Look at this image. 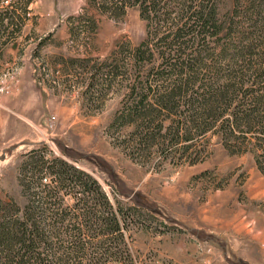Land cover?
I'll return each mask as SVG.
<instances>
[{"label": "rangeland", "instance_id": "rangeland-1", "mask_svg": "<svg viewBox=\"0 0 264 264\" xmlns=\"http://www.w3.org/2000/svg\"><path fill=\"white\" fill-rule=\"evenodd\" d=\"M235 6L218 0L217 15ZM116 13L89 0H33L21 32L0 50V202L26 203L20 165L36 149L81 167L112 202L142 213L127 232L131 264H264V151L239 129L229 141L209 131L184 150L188 142L170 146L165 128L138 152V133L118 116L138 99L126 76L147 75L149 64L129 54L147 26L137 5ZM242 43L264 53V39ZM215 60L211 70L225 72ZM115 63L123 74L88 90L91 73Z\"/></svg>", "mask_w": 264, "mask_h": 264}, {"label": "trees", "instance_id": "trees-1", "mask_svg": "<svg viewBox=\"0 0 264 264\" xmlns=\"http://www.w3.org/2000/svg\"><path fill=\"white\" fill-rule=\"evenodd\" d=\"M32 1L0 0V50L21 32ZM89 1L102 12L119 11L116 16L137 5L146 21L145 39L129 54L149 64L147 75L126 76L129 97L138 99L118 116L121 125L138 133V152L144 150V139L157 140L151 131L164 139L160 131L165 128L172 130L170 146L188 142L184 150L209 131L229 141L239 129L264 151V53L242 43L264 39V0H236L232 15L224 19L217 15L218 0ZM153 46L162 49L155 52ZM214 57L225 72L211 70L214 65L207 60ZM118 68L110 65L100 77L91 73L86 87L90 90L95 81L110 86L123 74ZM164 109L171 118L166 127L160 116ZM20 171L27 201L0 202V264L133 263L126 237L130 222H140L136 207L112 202L84 169L36 149L26 154Z\"/></svg>", "mask_w": 264, "mask_h": 264}]
</instances>
